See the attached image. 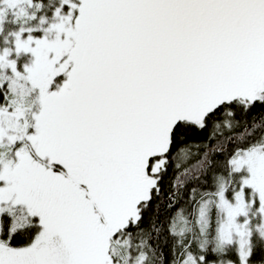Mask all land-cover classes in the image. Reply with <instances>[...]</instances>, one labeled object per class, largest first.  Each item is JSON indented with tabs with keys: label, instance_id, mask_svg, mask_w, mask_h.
<instances>
[{
	"label": "snow or ice",
	"instance_id": "obj_1",
	"mask_svg": "<svg viewBox=\"0 0 264 264\" xmlns=\"http://www.w3.org/2000/svg\"><path fill=\"white\" fill-rule=\"evenodd\" d=\"M0 264H264V0H0Z\"/></svg>",
	"mask_w": 264,
	"mask_h": 264
}]
</instances>
